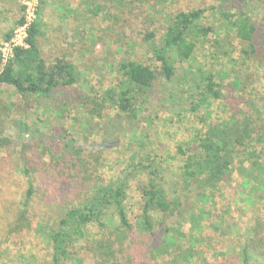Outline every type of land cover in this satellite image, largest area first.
Here are the masks:
<instances>
[{"label": "rangeland", "instance_id": "1", "mask_svg": "<svg viewBox=\"0 0 264 264\" xmlns=\"http://www.w3.org/2000/svg\"><path fill=\"white\" fill-rule=\"evenodd\" d=\"M25 2L0 0V71L4 66L1 51L7 41L6 35L11 31V36L14 35ZM122 3L116 7L97 8V3L89 4L85 0H45L42 7L39 2L38 11L42 9L39 41L43 55L50 62L57 58L73 62L82 73L81 78L68 88H60L53 98L26 95L13 85L0 83V138L9 141L0 147V240L12 251H22L27 256L34 254L38 264H49L51 259V248L41 233L33 229L14 233L10 238L4 236L6 225L14 219L27 189L28 178L23 174L25 165L33 169L31 179L36 188L30 217L34 223L40 219L54 222L68 207L87 195L80 176L78 181L70 179L62 190L57 186L56 169L63 163L59 158L54 159L53 153L64 154L65 141H74L75 146L82 147L83 155L96 165L100 162L93 158L101 156L100 160L106 162L100 171L95 173L94 170L92 174L107 181L127 166L142 139L145 145L138 159L148 165L152 158L153 165L159 168L161 177L158 178L167 185L170 195L174 190L189 207L194 191L183 184L179 175L183 163L179 146L186 150V144L193 137L205 132L206 124L202 118L210 122L221 115L226 117L227 109L240 108L263 122L264 0H245L244 10L258 26L256 51L246 57L243 56L246 43L236 37L223 20L222 12L227 8L222 0H123ZM192 8L203 10L199 23L211 27L212 33L198 43L191 60L175 61V76L166 80L161 73V64L154 56V48L162 44L172 15ZM149 33L155 36L149 38ZM130 59L150 64L160 72L147 89L141 91L132 87L133 102L139 109L137 116L112 106L110 100L101 107V115L91 114L95 103L106 95L107 88L118 86L115 90L120 92L123 76L119 66ZM226 67L231 68L226 73L228 76H222L221 71ZM192 71L196 75L214 73V81L220 83L223 92L221 99L211 100L209 107L203 106L197 113H193L188 104L191 86L195 84L192 77L196 76ZM62 99L67 107L62 108L61 117L57 115L56 105H60L58 101ZM209 111L211 116H204ZM20 122L29 126V131L22 130V140L18 136ZM68 152L69 161H74V153L71 149ZM237 165L232 167L228 180L222 182L223 193L215 197L217 206L213 211L214 215L215 212L224 214L230 223L234 219L235 228L230 231L225 228L228 233L222 235L221 230L207 226L203 231L205 243L198 246L202 252L195 255L191 264H262L264 261V256H260L244 263L241 256V246L252 236L247 227L255 223V209L258 208V214L264 219V201L258 195L252 200L247 198L249 188L242 185L243 178ZM150 171L149 166L140 168L130 182V198L126 203L128 216L134 223L142 211L139 185L150 181L153 177ZM90 177L94 181L95 178ZM212 218L206 219V223ZM109 231V225L101 228L95 224L91 226L88 238H100ZM157 233L158 227L149 234L133 231L129 246L133 249L128 252L132 262L126 261L131 260L128 256L124 261L128 264H170V255L151 259L147 254L158 241ZM110 236H116L113 229ZM88 238L77 242L76 252L81 261H73L75 264H95L92 254L84 248L89 243Z\"/></svg>", "mask_w": 264, "mask_h": 264}, {"label": "trees", "instance_id": "2", "mask_svg": "<svg viewBox=\"0 0 264 264\" xmlns=\"http://www.w3.org/2000/svg\"><path fill=\"white\" fill-rule=\"evenodd\" d=\"M101 1L103 0H85L89 4L97 3V8L123 5V0H107L106 3ZM113 1L118 4L112 3ZM39 2L41 7L45 4V0ZM222 2L226 3L227 8L223 9V20L227 21L236 37L246 43L247 48L243 49V56H249L250 52L256 51L258 26L244 10L245 0H234V3L231 0ZM22 8L24 9V5ZM41 10L40 8L35 22L29 29L28 46L14 48L13 57L0 71V83L13 85L18 92L26 95L51 98L60 88H68L77 83L82 73L66 58H57L50 62L43 55L39 41L42 35ZM202 13L203 10L199 8L182 9L170 18L162 37V44L154 48V56L160 62L161 73L166 80L170 81L175 76L177 70L175 61L191 60L198 43L212 33L211 27L199 23ZM22 19L23 16L20 22ZM11 32L7 33V40L11 39ZM147 36L153 38L155 35L149 33ZM230 69L226 67L221 71L223 72L221 75L228 76L226 73ZM119 70L123 76V81L119 85L120 92L117 93L115 90L118 86L107 88L106 95L102 97V101L95 103L91 114L96 112L101 115V107L110 100L112 106L116 105L121 111H130L129 115L137 116L139 109L133 102L135 97L132 87H138L143 91L151 86L160 74L150 64L131 59L122 61ZM196 76L192 77L195 84L191 86L188 101L193 113L199 112L203 106L209 107L211 100L223 97L220 83L214 81L216 76L214 73H201ZM238 82L241 84L239 79ZM61 101L63 99L58 101L60 105H56V112L62 117V108L67 106ZM227 112L226 117L221 115L210 122H207V118H202L206 124L205 132L193 137L191 142L186 144L188 146L186 150L182 145L179 146V152L183 155L179 175L183 179V184H186L190 191H194L191 195L193 202L189 207L185 206L181 195H176L174 190L170 195L171 191L167 189V185L158 178L161 177L158 175L159 168L153 165L152 158L149 159L148 165L138 159L142 146L145 145L142 139L139 141V148L131 154L127 166L117 176L107 181H101L92 174L94 170L96 173L103 168L106 161H101V156L93 158L91 154L93 159L100 162V165H96L91 158L83 155L82 147L75 146L74 141H65L66 152L59 155L53 153L54 159L59 158L58 160L63 163L56 169L59 180L57 186L62 190L70 179L73 182L78 181L80 176L83 187L87 188V195L68 207L54 222L40 219L34 223L29 211L36 188L31 179L33 169L25 165L23 174L28 178L27 189L14 219L9 220L6 225L4 236L10 238L14 233L36 229L51 248L49 264H75L73 261H81L76 252L77 242L88 238L92 225L96 224L101 228L109 225L108 234L104 232L102 237L98 236L95 239L89 237V243L84 248L92 254L95 264H128L124 259L128 256L131 260L126 261L132 262V255L128 253L133 249L129 247L131 233L133 231L141 234L154 233L155 227H158V241L147 251L151 259L167 254L171 256L170 260L172 259L170 264H191L195 255L202 252L198 246L205 243L203 231L207 226L215 231L221 230L222 235L228 233L225 228L228 231L235 228L234 219L230 223L224 214L215 212L214 215L213 212L217 206L215 197L223 193L221 184L228 180L227 177L230 176L235 163L238 164L237 169L243 178L242 185L249 188L247 198L252 200L258 195L264 201V115L263 122H258L240 108L235 111L227 109ZM204 116H211L210 111ZM20 128L18 136L22 140L24 137L22 130L29 131V126L20 122ZM8 142L0 138V147ZM69 149L74 153V161H69ZM189 150L191 152L187 155ZM148 166L151 167L153 177L139 185L142 211L134 223L128 216L126 203L130 198V182L140 168ZM90 176L95 178L94 181ZM189 197L187 195V198ZM254 213L255 223L247 227L252 236L241 246L244 263H248L252 258L264 256V219L258 214V208ZM210 216L213 218L207 224L206 219ZM112 229L116 236L108 237ZM3 244V240H0V264H38L34 254L27 256L22 251H12Z\"/></svg>", "mask_w": 264, "mask_h": 264}, {"label": "built area", "instance_id": "3", "mask_svg": "<svg viewBox=\"0 0 264 264\" xmlns=\"http://www.w3.org/2000/svg\"><path fill=\"white\" fill-rule=\"evenodd\" d=\"M39 0H26L24 3L23 19L19 23L11 39L5 41L4 49L1 51L2 61L6 64L14 54L16 46L27 47L29 29L37 18Z\"/></svg>", "mask_w": 264, "mask_h": 264}]
</instances>
